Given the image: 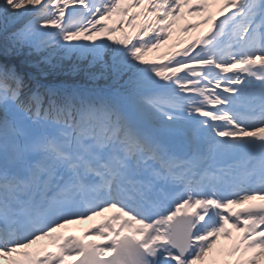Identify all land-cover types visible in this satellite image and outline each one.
Returning a JSON list of instances; mask_svg holds the SVG:
<instances>
[{
	"label": "snow or ice",
	"instance_id": "6c2138e0",
	"mask_svg": "<svg viewBox=\"0 0 264 264\" xmlns=\"http://www.w3.org/2000/svg\"><path fill=\"white\" fill-rule=\"evenodd\" d=\"M0 34L39 57L0 61V264H259L264 0H0Z\"/></svg>",
	"mask_w": 264,
	"mask_h": 264
},
{
	"label": "trees",
	"instance_id": "16d2710c",
	"mask_svg": "<svg viewBox=\"0 0 264 264\" xmlns=\"http://www.w3.org/2000/svg\"><path fill=\"white\" fill-rule=\"evenodd\" d=\"M26 20L17 23V27L22 26ZM4 44H5V37L3 34H0V61H11L13 64H19L20 66H24L29 68L32 72L36 73L38 72V69H36L33 65V61L39 59V57L33 55L29 56V49L25 48L22 52H12L8 51L5 52L4 50ZM6 60V61H5ZM85 63V62H81ZM65 64L70 66L68 61H65ZM49 79L58 82V83H66V84H83L86 87L87 86H94V85H106V83H110V81H105L104 79H98V80H89L83 72H77V73H71L68 71L67 67L63 71H57L53 73Z\"/></svg>",
	"mask_w": 264,
	"mask_h": 264
},
{
	"label": "rangeland",
	"instance_id": "374dc122",
	"mask_svg": "<svg viewBox=\"0 0 264 264\" xmlns=\"http://www.w3.org/2000/svg\"><path fill=\"white\" fill-rule=\"evenodd\" d=\"M112 20L114 21L113 18H112ZM22 21H24V20H21V21H19L18 23H20V22H22ZM110 22H111V21H110ZM177 28H178V26H177ZM201 30H202V29H195V30L190 31V32L187 33V34H182V33H180L179 30H178V31H176V32H173L172 40H175V39H177L178 37L187 40V39H189V38L194 37L195 35H197ZM170 42H171V41H170ZM165 48H166V46H162V48L160 49V51L165 50ZM156 54H157L156 52L149 53V58L155 56ZM218 243L220 244V242H218ZM237 256H239V254H237L236 256L229 257L228 259L235 260V259L237 258ZM260 262H261V258H260ZM260 262H259V264H260ZM199 264H200V263H199Z\"/></svg>",
	"mask_w": 264,
	"mask_h": 264
},
{
	"label": "bare ground",
	"instance_id": "6f19581e",
	"mask_svg": "<svg viewBox=\"0 0 264 264\" xmlns=\"http://www.w3.org/2000/svg\"><path fill=\"white\" fill-rule=\"evenodd\" d=\"M73 228H75L74 226H72ZM78 234H79V232H78ZM262 264H264V257L262 258Z\"/></svg>",
	"mask_w": 264,
	"mask_h": 264
}]
</instances>
